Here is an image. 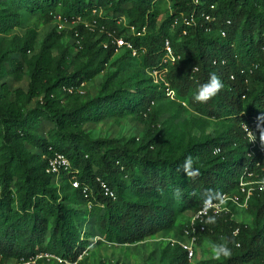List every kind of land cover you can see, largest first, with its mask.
Wrapping results in <instances>:
<instances>
[{
	"label": "trees",
	"instance_id": "obj_1",
	"mask_svg": "<svg viewBox=\"0 0 264 264\" xmlns=\"http://www.w3.org/2000/svg\"><path fill=\"white\" fill-rule=\"evenodd\" d=\"M103 1L95 5L92 0H10V5L0 8V35L22 27L23 12L41 14L46 22H52L64 8L61 16L70 22L79 16L96 20L92 31L82 23L69 32L53 29L40 52L28 58L37 38V31L31 29L14 50L0 57L1 67L11 53H21L22 59H14L12 64L18 79L24 75L25 63L30 69L28 87L17 88L15 100L8 99V84L0 86L3 264L40 251H51L79 264L97 235L94 230L110 243L142 242L171 231L184 211L199 210L206 190L239 192V178L247 167L254 171V177L264 179V162L257 166L260 153L255 159L248 156L250 142L243 128L246 124L259 138L264 132V0H172V13L161 23L158 0ZM99 5L107 6L116 16H102ZM190 14L195 16V24L183 22L182 16ZM206 14L216 19L209 22ZM120 16L135 30L126 39L132 42L142 67L147 72L167 68L166 79L178 97L195 111L228 122L221 136L188 143L165 136L153 109L154 101L165 91L152 78L148 80L155 84L143 88L145 82H139L140 88L134 92L107 90L108 80L98 96L82 102V85L102 73L118 50L100 26L124 36ZM67 33L77 41L72 58L60 44ZM167 39L175 55L173 63L163 61ZM55 48L58 57L52 53ZM210 72L217 73L224 88L207 103H197L193 96ZM59 93L71 102L63 104ZM34 100V108H25ZM129 114H136L144 123L143 138L94 139L83 128L86 123ZM43 122L51 124L47 137L38 132ZM216 149L220 151L216 153ZM55 152L65 154L72 164L71 173L95 189L96 199L89 212L93 226L84 231V211L74 205L87 204L88 200L66 176L62 179L66 186H57L54 176L46 172L48 158ZM188 155L200 168L195 179L177 171ZM98 176L115 190L116 200L99 190ZM176 189L181 191L179 198L174 195ZM248 209L254 215L253 225L230 214L217 216V223L208 225L199 244L206 236L216 241L228 236L240 246H231L229 259L201 264H264V190L253 191ZM236 229L239 233L233 235ZM168 264H187L185 253L178 247Z\"/></svg>",
	"mask_w": 264,
	"mask_h": 264
},
{
	"label": "rangeland",
	"instance_id": "obj_2",
	"mask_svg": "<svg viewBox=\"0 0 264 264\" xmlns=\"http://www.w3.org/2000/svg\"><path fill=\"white\" fill-rule=\"evenodd\" d=\"M95 5L103 3V0H92ZM10 5V0H0V8ZM99 13L102 16H116L110 12L107 6L99 5ZM156 9L159 13V22L161 23L173 10L172 0H158ZM64 8L58 10L57 16L64 15ZM119 25L122 29V34L127 38L134 34L132 27L128 26V21L124 16L118 19ZM73 24H66L59 18L52 22H46L41 14L31 15L23 12L22 27L14 28L7 34L0 35V57L7 50H14L18 43L22 42L31 29L37 31V38L35 41V49L28 52V58L36 56L41 49V44L44 38L53 30L69 32ZM63 48H66L72 58L77 53V41L75 38L67 33L60 41ZM128 49L120 48L112 60L108 63L105 70L95 76L92 80L82 85V92L84 97L82 102L92 99L99 95L104 84L109 80L107 90H131L134 92L140 88L139 82L143 83V88H149L152 84L149 78L153 77L142 67L137 53L132 51L128 53ZM55 57L59 56V50L53 49ZM14 59H22L20 52H13L8 57L7 61L1 63L0 67V86L6 83L10 89L9 100H15L14 91L21 87L27 89L30 81V69L25 63L24 75L18 79L13 70L12 64ZM73 68L71 67L70 70ZM58 99L63 104H68L71 100L66 99L62 93L58 94ZM185 102V103H184ZM37 105V100L32 101L26 105L25 108H34ZM153 109L159 118L158 128L161 132L171 138L175 142H202L210 137L221 136L228 127V122L225 120L214 119L207 117L195 111L184 99L163 94L154 101ZM51 124L43 122L38 127V132L41 136L47 137V132ZM85 132L91 138H116V139H131L143 138L144 123L136 114H129L126 116L107 117L100 122L86 123L84 125ZM61 186H66V182L59 179ZM64 188V187H63ZM63 192V191H62ZM76 208L84 211L83 231L86 226H93V218L89 212L92 207L88 204H75ZM236 213L235 219L244 224L253 225L254 215L247 209L246 211L234 210ZM194 211H184L178 216L176 224L171 231H164L152 236L142 242L135 244H116L106 241L99 235L97 230H94L97 235L93 237V243L80 257L79 264H168L173 259L178 251L177 245H172L170 239H177L181 237V230L191 220ZM216 241L211 236H206L203 241L198 244L195 258L192 264H201L202 261L212 260L208 242ZM40 264H57L51 261L41 262Z\"/></svg>",
	"mask_w": 264,
	"mask_h": 264
},
{
	"label": "built area",
	"instance_id": "obj_3",
	"mask_svg": "<svg viewBox=\"0 0 264 264\" xmlns=\"http://www.w3.org/2000/svg\"><path fill=\"white\" fill-rule=\"evenodd\" d=\"M56 18H59L62 22L66 24H73L72 28H74V26L79 23L84 24V26L91 31L94 30L96 27V20H86L81 16L77 17L76 20L72 22H70L67 18H63L62 16L55 15V19ZM205 19L211 22L214 21L216 17L212 14H206ZM182 20L188 25L195 24L196 21L195 16L193 14H190L189 16L183 15ZM100 29L101 31H105L108 34L112 43L117 46V49L126 48L136 54V50L133 47L132 42L126 39L124 36L118 35L116 30H109L104 24L100 26ZM132 29L134 30L133 27ZM221 34L222 36H225L226 32L222 30ZM165 50L166 55L163 59L164 63H173L175 60V55L169 39L165 41ZM148 72L153 77V81L156 84L160 85L162 88H164V91L167 95L171 96L172 98L178 96L166 79L167 68L164 67L160 70ZM68 91L72 92V89L69 88ZM243 128L246 131L247 137L250 142L248 156L255 159L258 156V153H260L262 159L257 162V166L262 167V162H264V142H262L260 138L257 137L256 134L246 124H243ZM250 134L256 138L254 142L250 140ZM219 151V149H216V153H218ZM46 172L54 176V181L57 186H60L59 179H63V177L66 176L73 188L81 190L84 197L88 200V206H93L94 200L96 199L95 189L90 184H82L77 178L76 174L71 173L72 164L70 159L65 154L61 152H55L52 156H50L48 158ZM96 184L99 190H101L107 198L112 200L117 199V194L115 190L103 177H96ZM238 188L239 192L223 193V200L218 199L217 201H214V207L208 209L206 214H216L217 216L230 214L232 217L235 218L236 213L234 212V210L246 211L248 209L253 191L257 189L264 190V179L254 177V171H251L249 167H247L239 178ZM204 211L205 206L203 204L202 207L193 214L191 220L184 227L181 233V237L177 239H170L172 245H177V247H179L181 251L185 253L187 264L193 263L197 246L199 244L198 242L200 239V235L208 230V225H204L201 223V219L203 218V216H201V219L196 218L198 215L204 213ZM238 233L239 229H236L234 231V234L237 235ZM41 261H51L57 264H78V262H71L70 260L65 259L64 257L51 251H40L29 257H22L7 264H39ZM0 264H3L1 263V259Z\"/></svg>",
	"mask_w": 264,
	"mask_h": 264
},
{
	"label": "clouds",
	"instance_id": "obj_4",
	"mask_svg": "<svg viewBox=\"0 0 264 264\" xmlns=\"http://www.w3.org/2000/svg\"><path fill=\"white\" fill-rule=\"evenodd\" d=\"M224 88L223 81L215 72H210L208 80L201 84L197 92L193 96V100L197 103H207L209 100L217 96ZM259 119V118H258ZM250 140L255 141V137L251 134L249 135ZM260 140L264 142V132L260 135ZM178 172H183L189 178L195 179L200 174V168L196 166V161L191 155H188L184 158L183 162L177 167ZM174 195L179 198L181 195L180 189H176ZM204 206L205 211L201 215H198L196 218L201 219V223L204 225H215L217 223V215H207L208 209L214 207V201L219 199L223 200V195L212 189H208L204 193ZM235 235V234H233ZM239 247V243L228 236L219 237L218 241L208 242V247L210 248L212 258L221 261L231 258L232 256V247Z\"/></svg>",
	"mask_w": 264,
	"mask_h": 264
}]
</instances>
